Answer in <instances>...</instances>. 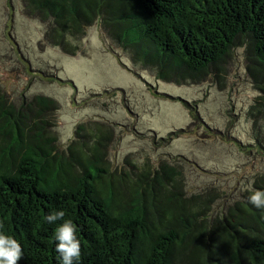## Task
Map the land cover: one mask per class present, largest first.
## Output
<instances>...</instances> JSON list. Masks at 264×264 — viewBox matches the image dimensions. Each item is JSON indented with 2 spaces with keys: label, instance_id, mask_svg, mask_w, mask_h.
I'll return each instance as SVG.
<instances>
[{
  "label": "trees",
  "instance_id": "16d2710c",
  "mask_svg": "<svg viewBox=\"0 0 264 264\" xmlns=\"http://www.w3.org/2000/svg\"><path fill=\"white\" fill-rule=\"evenodd\" d=\"M24 1L54 22L59 39L100 19L132 62L158 79L200 75L241 37L264 67V0ZM52 105L43 95L15 103L0 88V232L20 243L19 264H62L54 233L65 221L77 227V264H264V209L248 202L264 186L221 221L226 242L204 238L197 259L178 262L187 240L199 228L209 237L210 228L201 205L178 190L176 168L163 161L114 172L98 135L91 145L73 140L60 151L46 118ZM58 211L63 220L45 221Z\"/></svg>",
  "mask_w": 264,
  "mask_h": 264
},
{
  "label": "rangeland",
  "instance_id": "374dc122",
  "mask_svg": "<svg viewBox=\"0 0 264 264\" xmlns=\"http://www.w3.org/2000/svg\"><path fill=\"white\" fill-rule=\"evenodd\" d=\"M54 29L24 0H0V88L15 103L53 100L46 118L60 151L98 135L114 172L163 161L176 168L178 190L201 205L210 228L209 237L199 228L176 261L198 257L204 238L226 242L221 221L264 186V67L249 40L200 75L162 80L135 65L100 19L76 36L59 39Z\"/></svg>",
  "mask_w": 264,
  "mask_h": 264
},
{
  "label": "clouds",
  "instance_id": "9594fccd",
  "mask_svg": "<svg viewBox=\"0 0 264 264\" xmlns=\"http://www.w3.org/2000/svg\"><path fill=\"white\" fill-rule=\"evenodd\" d=\"M248 202L257 209H264V191L255 190L248 198ZM65 213L58 211L45 216V221L54 224L63 220ZM77 227L71 221L60 224L54 233L55 251L58 253L62 264H77L81 258V245L76 236ZM23 258V249L13 237L0 232V264H19Z\"/></svg>",
  "mask_w": 264,
  "mask_h": 264
}]
</instances>
